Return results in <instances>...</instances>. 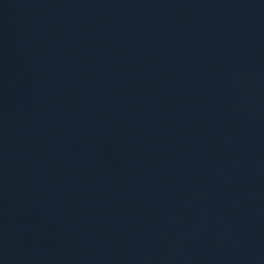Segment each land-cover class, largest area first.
<instances>
[{"label":"water","instance_id":"1","mask_svg":"<svg viewBox=\"0 0 264 264\" xmlns=\"http://www.w3.org/2000/svg\"><path fill=\"white\" fill-rule=\"evenodd\" d=\"M0 264H264V0H0Z\"/></svg>","mask_w":264,"mask_h":264}]
</instances>
